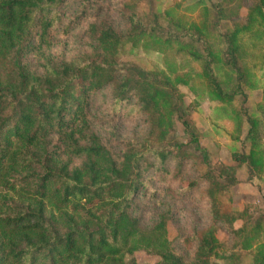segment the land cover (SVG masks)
Masks as SVG:
<instances>
[{"label": "trees", "instance_id": "1", "mask_svg": "<svg viewBox=\"0 0 264 264\" xmlns=\"http://www.w3.org/2000/svg\"><path fill=\"white\" fill-rule=\"evenodd\" d=\"M105 1L78 0L68 20L67 0H0V264H150L136 253L152 264H264V212L234 211L231 198L236 169L264 177L261 119L246 107L264 74V0H200L188 9L196 16L139 12L129 0L124 32L101 13ZM79 27L89 51H51V39ZM126 50L161 65L119 61ZM181 88L220 104L239 133L247 126L231 166L194 154ZM106 91L112 116L145 119L143 140L107 145L95 133L92 103ZM147 192L165 207L148 227L135 211ZM193 202L210 222L192 232L190 254L168 226Z\"/></svg>", "mask_w": 264, "mask_h": 264}, {"label": "rangeland", "instance_id": "2", "mask_svg": "<svg viewBox=\"0 0 264 264\" xmlns=\"http://www.w3.org/2000/svg\"><path fill=\"white\" fill-rule=\"evenodd\" d=\"M129 0H106L103 3L101 13L108 17L114 28L118 32H124L127 22L120 14L119 10L122 5ZM200 0H139L137 10L139 12H148L154 9L166 10L175 9L180 13H195L188 11L194 4ZM207 2H215L216 0H206ZM78 0H67L66 13L68 20L72 18L77 11ZM228 26V24H226ZM51 51L57 55L70 59L81 56L90 50V41L84 34L82 27L74 29L68 36L54 37L51 39ZM125 54H121L118 60H136L148 62L155 60L161 65V58L153 53L141 54L134 53L131 56L127 50ZM260 89L249 92L248 104L246 105L250 113L259 116L262 126L260 133L264 145V74L260 75ZM184 94V104L189 108V115L194 124L199 139V151L194 154L200 159V163H204L205 159L213 166L221 163L225 166H231V154L233 151H245L246 142L245 134L247 126L242 125L241 132L237 130L236 123L228 116L224 115L220 104L204 101H196L187 89L181 88ZM110 97L109 93L103 92L98 95L92 103L90 123L95 133L101 137L107 145H114L119 141H141L148 133L145 119L141 116L126 119L124 116H112L110 113ZM261 104L263 109H258ZM206 157V158H205ZM193 172V171H192ZM190 172V174H194ZM235 176L237 184L231 189L232 208L234 211H241L246 206H254L264 212V177L249 178L244 167L236 169ZM147 192L141 195L135 206V211L142 214V222L148 227L157 220L165 207L158 205V201L152 200ZM168 198L162 200L166 204ZM175 223H169L168 231L171 237L175 236V230L181 233L182 244L180 246L186 253H192L193 244L188 243V239L192 236V232L198 234L207 229L209 225V217L200 202L185 203L182 206L181 215L174 219ZM237 227L240 223L236 224ZM220 241H227L228 235L221 230L218 233ZM229 244V242H228ZM192 247V248H191ZM135 258L139 262L154 263V258H149L142 253H136Z\"/></svg>", "mask_w": 264, "mask_h": 264}]
</instances>
